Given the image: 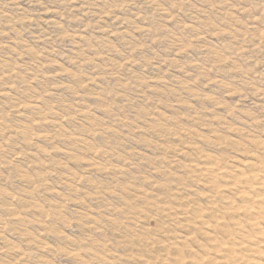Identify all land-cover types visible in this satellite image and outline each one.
<instances>
[{"label":"rangeland","instance_id":"rangeland-1","mask_svg":"<svg viewBox=\"0 0 264 264\" xmlns=\"http://www.w3.org/2000/svg\"><path fill=\"white\" fill-rule=\"evenodd\" d=\"M0 264H264V0H0Z\"/></svg>","mask_w":264,"mask_h":264}]
</instances>
